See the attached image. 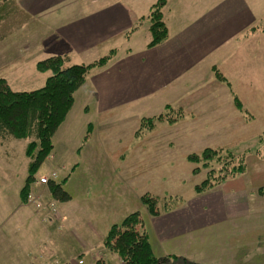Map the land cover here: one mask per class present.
I'll return each instance as SVG.
<instances>
[{"label":"rangeland","instance_id":"1","mask_svg":"<svg viewBox=\"0 0 264 264\" xmlns=\"http://www.w3.org/2000/svg\"><path fill=\"white\" fill-rule=\"evenodd\" d=\"M148 2L151 3L150 0ZM0 3L5 4L3 8L5 12L9 10L12 14L9 16L6 14L5 20H7L3 24L0 23V75L4 76L0 78L6 77L8 84L14 90L40 88L51 72L37 70L36 63L48 57L42 59V56H38L36 59L38 61L35 62L28 48L37 46V52V43L43 44L50 35L76 20L64 12L58 17L52 14V19L48 16V19L44 20V16H29L23 13L24 9L20 6V1L0 0ZM82 7L91 9L96 6L93 0H85ZM66 17H69L68 21ZM146 20H149L150 24L149 17L148 19L146 17ZM138 35L141 39L137 40V44L131 46L124 41L125 45H119V51L129 45L133 48V52L125 56L132 57L145 41L151 39V35L148 36L147 26H144ZM59 37L51 38L48 46L58 47L61 44ZM119 42L120 39L116 38L110 40L109 44ZM108 51V48H95L85 60L74 53L72 62L68 63H87ZM215 69L224 76L214 67V71ZM96 72L98 69H90L86 78L90 80ZM209 73L212 72L203 65L199 72L183 74L181 79L173 82L171 85L175 88L171 93H167L169 89L164 91L159 89L144 94L147 88L153 87V79L149 78L151 72H146L138 76L137 80L135 78L136 90L141 95L136 94V101L132 102L134 104L116 105L110 111L95 110L90 102L92 99L90 92L94 87L91 82L83 83V87L75 91L71 108L52 136L51 152L38 167L34 176L35 178L54 177L70 194L68 205L76 211L84 208L83 215L91 216L97 227L85 223L80 217L76 218V222L73 218L76 215L72 209L66 210L69 216L60 214L58 206L62 202L51 199L46 186L41 185L39 189L43 187L45 191L33 195L29 189L26 199H20L24 210L28 216H32L34 222L28 224L25 220L23 230L34 233L37 229L40 230L35 211H43L47 217L49 209L56 218L55 224L62 227L70 225L67 228L73 230L81 241L88 240L90 235L95 234L99 229L100 240L90 238V241L95 239L94 245L108 254L107 264H122L119 255L103 243L106 235L105 220L137 211L144 229L148 231L153 253L156 256L172 255L168 257L170 258L168 262L161 264H239L237 263L239 260L240 264L242 260L243 264H252V259L256 257V248L259 243L264 244V235L256 240L254 236L257 232L252 231L251 222L241 231L238 229L236 231V227L233 226L229 228V225L235 224L234 222L225 223V221L215 225L208 233L205 231V226L211 219L221 216L222 196L228 192L233 194L240 189L243 178L240 174L244 170L233 174L223 182L220 181V184L214 185L210 190L197 193L195 186L209 171L212 173L214 169L211 170L210 166L213 165L199 167L198 172H193L194 166L198 165L188 161L186 157L192 153H200L206 146L212 148L225 146L234 154H241L244 149L251 148V152L247 150L250 155L245 167L249 168L248 178L253 180L252 167L258 162L256 150L260 145L262 146L260 158L261 162H264V143H258L260 134L264 138V133H261L264 131V110H257L254 118L248 111L247 113L244 111L243 116L240 115L234 100V96L237 97L235 94L232 97L234 107L228 95L220 92L211 93L215 86L222 84L227 87L233 85V81L227 80L226 77L225 81L218 79L216 72L212 78ZM257 79L260 87L263 86L264 77ZM171 85L168 87L170 88ZM202 91L204 94H200ZM244 91L241 92V98L245 97ZM167 105L173 111L168 109ZM158 114L160 119L147 121V117ZM241 116L245 120V126L242 128L241 125L244 135L237 137L236 126L239 127ZM228 117L233 127L228 128L227 131V128L223 130L219 125L217 126ZM231 137L233 138L230 140ZM227 139L230 141L225 143ZM28 141V138H9L0 142V200L4 201V216H8L7 212L13 208V205L18 204L20 189L28 174L30 159L25 154ZM223 154L229 153L223 152ZM118 184L125 186V195L122 198L117 196V190H113ZM145 193L156 199L157 215H152L141 201L140 197ZM251 200L249 198V202ZM38 201L41 206H35ZM42 203L46 206H42ZM203 205H206V210L202 209ZM123 215L122 219L125 217ZM165 219L168 221L165 222L163 233L168 240L162 242L156 236L155 225L159 220ZM190 221L193 224L187 225ZM222 224L227 230H222ZM175 230L182 233L181 237L177 240L169 239L168 234L177 232ZM67 241L69 245L66 247L61 245L60 249L67 259L71 260L75 256L73 252L77 250L78 241L72 237ZM179 247L182 256L173 257L174 253H179ZM21 250L16 240L1 238L0 255L14 253L16 259L10 258L0 264H23L24 250L23 252ZM109 253L114 254L115 259ZM101 257L106 255L102 254ZM263 257L264 255H261L257 258Z\"/></svg>","mask_w":264,"mask_h":264},{"label":"crops","instance_id":"2","mask_svg":"<svg viewBox=\"0 0 264 264\" xmlns=\"http://www.w3.org/2000/svg\"><path fill=\"white\" fill-rule=\"evenodd\" d=\"M17 1H20L19 4L24 9L23 13L29 16H44L45 20L48 19V16L52 19V14L58 17L64 12L76 20L65 25L59 32L50 35L43 44L37 43V52V46L29 47L34 61L38 56H42L44 59L60 55L68 56L69 61L72 62L74 53L85 60V57L98 47L108 48V52L114 51L113 57L104 67L91 68V70L98 69V72L93 74L90 80L86 78L84 82H91L94 87L90 92L92 96L90 102L97 111H110L116 105L134 104L132 102L136 101V94L141 95L136 90L137 77L146 72H151L149 78L153 79V87L147 88L148 90L144 94L159 89L161 91L169 89L167 93H171V90L175 88L171 85L173 82L181 79L183 74L199 72L203 65L212 72L209 73L212 78L215 74V67L227 80L233 81V85H230L231 88L221 84L215 86L211 93L220 92L223 95H228L233 106L232 97L235 94L242 104V108H237L240 115L243 116L244 111L246 113L248 111L254 118L257 110H264V85L260 87V82L257 79L264 77V0H164L161 11L163 20L168 27L167 39L152 47L148 46L150 40L145 41L132 57H127L125 54L130 55L133 52L132 44H137V40L141 39L138 32L147 26L148 36L151 35L149 20L147 21L146 17L148 19L149 10L158 0H150L151 3L148 0H93L96 7L91 9L82 7L85 0ZM4 5L0 3V12L4 11ZM6 14L12 15L9 10L4 11L3 14H0V23L3 24L7 20H5ZM66 18L68 21L69 17ZM145 22L148 24L145 25ZM56 37H59L61 44L58 47H49L48 41ZM145 37L147 38V35ZM116 38L120 39L119 43L109 44L110 40ZM124 41H127L131 46L126 45L123 50L119 51V45L124 46ZM101 54L94 60L103 56ZM92 61L80 63L88 64ZM0 77L4 76L0 75ZM4 79L8 82L6 77ZM168 85L171 87L169 88ZM242 91L245 95L243 98H241ZM200 94H204V92L202 91ZM242 116L238 122L239 127L236 126L238 128L237 137L244 135L241 125L242 128L245 126V120ZM225 119L226 121L217 124V126L219 125L223 130L227 128L228 131V128L233 127V123L229 117ZM262 132L264 133V131ZM263 139L260 134L258 143L263 144ZM230 140L227 139L225 143ZM248 149L251 152V148L243 150L244 171L240 174L243 177L241 187L233 194L228 192L222 196L221 216L211 219L206 224L205 231L207 233L215 225L225 221V223L234 222L235 224L229 225V228L230 226L236 227V231L237 229L238 231L245 230L247 223L251 222L252 231L257 232L254 236L256 240L264 235V162H261L260 158L262 146L260 145L256 150L258 162L254 163L252 167L253 180L248 178L249 168L245 167L250 155ZM254 171L256 172L254 173ZM113 190H117L118 197H124V185L118 184ZM249 198L252 199L251 202H249ZM68 202L69 200L61 203L64 206H58L60 214L69 216L66 210L72 209L76 215L75 217L72 215L75 221L77 217H80L85 223L97 227L91 216L83 215L84 208L76 211L68 205ZM121 203L123 204V201ZM12 207L7 212L9 215L4 216V201L0 202V239L17 241L21 251L24 250L25 261L23 264H78V259L83 260L82 264H95V260L102 254L106 257L101 258H106L109 261L108 254L94 245L95 239L90 241V238H100L99 229L95 234L90 235L88 240L81 241L73 230L67 228L70 225L59 226L55 224L57 222L55 217L45 220L46 214L43 211H35L40 230L37 229L34 233L23 230L25 220L28 224H34V222L32 216H28L24 210L20 195L18 204ZM202 209L206 210V205H203ZM122 215L106 218V231L111 224L119 222ZM166 221L168 220H159L155 225L157 227L155 228L156 236L162 242L168 240V237L166 238L163 233ZM192 224V221L187 223V225ZM221 228L227 230L223 224ZM181 235L182 233L179 231L168 234L171 240H177ZM70 237L78 241L77 250L73 252L75 256L71 260L67 259L60 249L61 245L64 247L69 245L67 240ZM180 248L179 253L173 255L182 256ZM186 251L189 253L188 250ZM110 255L115 259L114 254ZM261 255H264L263 243H259L256 248V257L252 259V264H264V257L257 258ZM10 258L16 259V254L0 255V263ZM232 262L234 263V261ZM237 263L240 264V260Z\"/></svg>","mask_w":264,"mask_h":264},{"label":"trees","instance_id":"3","mask_svg":"<svg viewBox=\"0 0 264 264\" xmlns=\"http://www.w3.org/2000/svg\"><path fill=\"white\" fill-rule=\"evenodd\" d=\"M163 4L164 0H158L148 14L151 34L149 47L163 42L169 35L161 11ZM113 52L111 50L88 64H70L68 56L60 55L38 61L37 70H49L51 73L43 86L37 89L13 90L4 78H0V142L9 138L29 139L25 154L30 162L28 174L20 189L21 200L26 199L35 178L34 173L53 148L52 136L71 108L75 91L84 83L88 71L91 68L104 66L113 57ZM215 72L218 79L226 80L217 73L216 69ZM234 100L236 106L240 108L242 104L239 99L234 96ZM170 110L173 111L172 108ZM154 119H160V115L147 117V121ZM223 152H228L230 155H224ZM186 158L198 165L194 166L193 172H198L199 167L213 165L210 166L211 170L214 169L212 173L209 171L195 186L197 193L210 190L220 181L223 182L233 174L244 170V154H234L225 146L215 148L206 146L200 153L189 154ZM46 188L50 192L51 199L55 201L65 202L70 199V194L64 190L60 182L50 180ZM140 199L152 215H157L155 212L157 201L153 196L145 193ZM103 243L119 255L122 264H161L172 256L170 254L156 256L153 253L148 233L137 211L127 214L120 222L112 224L106 231ZM107 261L106 258L100 257L95 260V264L108 263Z\"/></svg>","mask_w":264,"mask_h":264},{"label":"built area","instance_id":"4","mask_svg":"<svg viewBox=\"0 0 264 264\" xmlns=\"http://www.w3.org/2000/svg\"><path fill=\"white\" fill-rule=\"evenodd\" d=\"M53 176H54V175H53ZM50 177H52V176H50ZM50 177H48V176H40V177L38 178L37 183H47ZM35 205H36V206H41L40 201H38L37 203H35ZM82 263H83V260H82V259H79V260H78V264H82ZM104 264H107V263H104Z\"/></svg>","mask_w":264,"mask_h":264}]
</instances>
